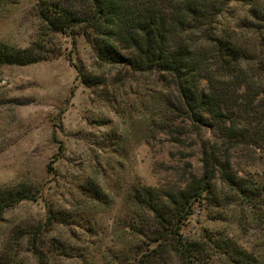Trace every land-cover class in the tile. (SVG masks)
<instances>
[{
    "label": "rangeland",
    "instance_id": "374dc122",
    "mask_svg": "<svg viewBox=\"0 0 264 264\" xmlns=\"http://www.w3.org/2000/svg\"><path fill=\"white\" fill-rule=\"evenodd\" d=\"M41 1L0 0L1 43L39 40ZM64 1L82 10V0ZM215 21L216 35L245 57L242 68L264 62V0L226 2ZM42 39L48 59L0 64V189L29 196L3 202L0 264H138L160 227L134 191L175 195L202 176L200 141L216 143L220 154L226 142L171 115L176 93L162 74L100 62L81 36ZM237 91L249 101L242 86ZM259 92L227 151L228 171L248 196L216 178L213 194L180 226L198 264H264V85ZM153 255L148 264H180L170 251Z\"/></svg>",
    "mask_w": 264,
    "mask_h": 264
},
{
    "label": "trees",
    "instance_id": "16d2710c",
    "mask_svg": "<svg viewBox=\"0 0 264 264\" xmlns=\"http://www.w3.org/2000/svg\"><path fill=\"white\" fill-rule=\"evenodd\" d=\"M229 1L234 0H82V10L74 11L64 0H43L37 8L39 40L25 48L0 42V64L24 66L53 54L43 46L45 36H81L100 62L134 73L162 74L176 93L175 103L167 106L171 115L183 117L197 133L210 128L225 140L226 148L220 154L216 143L200 139L202 176L191 177L175 195H163L160 200L151 187L134 191L136 202L147 208L160 227V234L149 240L155 246L141 252L138 264H148L153 253L165 251L175 253L180 264H198L195 249L185 243L180 226L193 214L196 203L213 194L216 178L239 196H248V186L228 171L227 151L238 137L237 118L247 120L252 99L264 85V62L251 65L247 72L241 66L245 57L235 43L216 35L215 19ZM77 72L84 78L80 69ZM200 80L207 82L206 90L200 88ZM241 86L250 97L244 103L237 91ZM24 199L29 196L21 190L0 189V215L4 201L13 204Z\"/></svg>",
    "mask_w": 264,
    "mask_h": 264
}]
</instances>
